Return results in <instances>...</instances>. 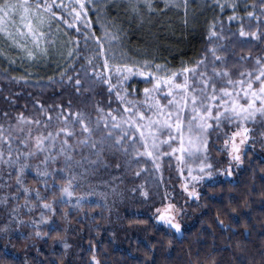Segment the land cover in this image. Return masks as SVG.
I'll list each match as a JSON object with an SVG mask.
<instances>
[{
  "label": "snow or ice",
  "instance_id": "6c2138e0",
  "mask_svg": "<svg viewBox=\"0 0 264 264\" xmlns=\"http://www.w3.org/2000/svg\"><path fill=\"white\" fill-rule=\"evenodd\" d=\"M161 2L163 7L154 0H0V58L15 64L16 59L10 58L15 51L20 59L33 63L62 61L57 64L63 69L61 83L65 77L68 83L73 81L68 72L83 58L92 69L90 74L85 70L89 87L85 88L77 73L76 92L81 88L91 91L99 83L106 86L108 93V111L97 105L95 120L91 113L72 112L69 101V115L57 116L59 123L54 129L50 114L42 123L21 112L14 123L9 120L7 128L0 124V172L7 176V179L0 176L3 180L0 187L15 188L10 196L5 194L0 199V205L7 209L10 200L16 202L10 212L17 225L23 223L15 215L21 207L29 212L42 209L39 220L31 221L37 229L35 237L50 238L53 246L60 244L65 252L71 247L65 239L67 228L61 232L54 226L42 232L40 225H54L57 205H70L76 195V182L90 168L95 171L98 165L108 167L105 162L108 155L116 158V169L121 168L119 156L123 155L128 158L129 168L133 162L139 165L143 160L151 161L157 171L162 158L172 157L179 172L187 170L186 179L199 183L205 176L213 175L209 150L214 134L217 140L222 138L217 151L226 153L230 164L234 161L237 166L242 163L244 146L254 139L255 129L249 125L259 124L260 136L264 138V54L253 58L249 49L247 55L229 60V55H236L237 47L243 50L250 41L264 42V25L259 23L264 20V0H252L251 4L213 0L221 12L231 9L227 19L230 23L238 21L239 27L226 35L222 25L217 31V21L213 20L207 37L210 46L200 57L181 61L178 69L169 67L167 62L156 63L146 50L139 56L130 54L124 40L127 32L121 9L124 16L138 19L141 25L146 15L162 16L171 9L182 10L187 26L189 6L195 0ZM241 7L244 15L239 14ZM110 10H116V14L110 15ZM252 20L258 22L255 30ZM134 78L146 85L142 91L130 83ZM113 94L115 108H112ZM44 112L41 105L40 115ZM3 115L9 116L8 112ZM80 168L84 171L78 172ZM143 171L146 168L134 175L139 177ZM28 172L35 174L37 185H44V193L38 186L26 184ZM227 175H232L230 168ZM182 188L189 198H199L194 185L191 191L187 183ZM21 193L23 204L19 203ZM141 194L147 198L146 192ZM82 199L77 197L71 206L80 209ZM180 211L175 204L162 200L161 206L155 208L154 218L158 224L180 233L177 219ZM69 216L65 210L61 218L70 224ZM217 220L223 226L224 221L219 217ZM136 223L147 225L148 221ZM90 264H100L95 245ZM186 264L219 262L211 253L189 251ZM250 264H264V249L260 250V260L253 258Z\"/></svg>",
  "mask_w": 264,
  "mask_h": 264
},
{
  "label": "trees",
  "instance_id": "16d2710c",
  "mask_svg": "<svg viewBox=\"0 0 264 264\" xmlns=\"http://www.w3.org/2000/svg\"><path fill=\"white\" fill-rule=\"evenodd\" d=\"M154 2L159 7H163L161 0H154ZM240 3L251 4L252 0H240ZM119 11L127 32L124 40L129 53L139 56L146 50L149 58L155 57L156 63L167 62L173 69H178L181 61L200 57L210 46L207 37L209 25L213 20L217 21V31L222 25L226 35H231V32L239 27L238 21L230 23L227 19L232 14L231 9L221 12L213 5V0H195L194 4H190L187 26L184 24L182 10L171 9L162 16L148 17L146 15V22L142 25L138 19L130 20L124 16L122 9ZM256 11L259 13V9ZM115 14L116 10H110V15ZM239 14L244 15L242 7ZM257 23L256 20L251 21L253 30ZM259 23L264 25V20ZM64 39L67 40L68 37ZM81 48H83L82 41ZM249 49L253 58L264 54V42L250 41L249 44L244 45L243 50L237 47L236 55H229V60L234 61L239 56L247 55ZM229 51L231 53V49ZM10 58H15L16 63L9 64L0 58V124H3L5 128L8 127L9 120L14 123L16 115L23 112L25 116L40 119L42 123L50 114L54 129L59 123L57 116L69 115L67 111L69 101H71L72 112L79 110L91 113L93 120H95L97 105L104 108L105 112L108 111L109 97L106 86L97 83L91 91L81 88L79 93L76 92L77 73L84 82L85 88L89 87L85 70L90 74L92 69L86 65L83 58L76 61L74 68L68 72V75L74 77L71 83L67 82V77L61 83L60 72L63 69L57 67V64L62 61L33 63L20 59L15 51L11 53ZM82 65H84L83 68ZM138 81L139 78H134L130 83L142 91L146 85ZM112 100V108H115L114 94ZM41 105L44 106V115H40ZM58 105L61 107H57ZM5 112L9 114L7 118L3 115ZM77 128H79L78 125ZM252 128L255 129L252 133L254 139L248 143L249 147L242 156V163L235 169H231V176H228V171H225V178L220 176L215 182L202 184V189L198 191V199L179 197L186 200L185 205L181 202L178 205V209L182 207L181 233L158 224L155 218L137 215L138 213L118 214L128 223L127 228L138 224L146 229L144 241H137L129 247H119L110 235L98 233V226L109 224L108 221L111 219L112 222L113 216L120 219L117 213H109L107 208L102 209L99 204V199L104 201V204L105 201L110 204L108 199L105 200L99 195L100 193L106 195L113 187H117L116 177L110 169L116 164V158L108 155L105 161L108 167L101 171L100 166H96L97 177L88 172L90 174L76 182L78 185L76 195L78 192L82 193L86 187L94 188L97 197H94L95 201L90 204V213L83 210L75 212L74 207L71 206L74 205L73 202L70 205H64L61 211H58L61 205H57V215L53 218L55 223L51 224L50 228L56 226L61 232L67 228L65 239L71 247L66 252L60 244L53 246L50 238H37L34 233L33 236H29L32 230L25 227L28 223L20 226L23 231L22 236H17L16 240H11L13 242L11 246H7L4 242L5 237L18 230L17 223L11 219L10 212L16 202L10 200L7 209L0 205V264H65L68 260L66 257L70 256L72 257L67 264H90L93 245L96 247V257L100 264H186L189 251H199L201 254L211 253L219 264H250L253 258L259 261L260 250L264 249V138L260 136L259 124L253 125ZM214 140L210 142V154L213 156L218 149L214 143H219ZM6 147L5 145L4 148ZM13 147H16L15 143ZM32 163L35 164L37 161ZM213 169L215 174L216 166H213ZM77 171L83 172L82 168ZM156 172L152 175L154 177L150 176L153 182L145 189V192L151 191L156 194L158 190L161 193L166 191L164 184L162 185L156 178L161 175ZM34 175L33 172L27 173L26 184L30 187L38 186L44 193L46 191L44 185L42 183L37 185ZM0 176L7 179L3 172H0ZM48 179L51 181V177ZM127 179L128 177L122 181L128 182ZM132 180L137 184L136 178ZM2 183L3 180H0V184ZM14 190V187L11 190L0 187V199L5 194L10 196L11 191ZM32 197L34 199V193ZM154 197L151 196V199L146 200L147 207H150V204H147L148 201L152 200L156 203L157 199H153ZM19 203L23 204L22 193ZM136 205L142 204L137 202ZM65 210L70 213V224L65 223L61 218ZM41 211L42 209L35 208L29 212L28 208L21 207L15 215L18 219L31 223L32 220H39L38 214ZM147 212L145 210L144 214L146 215ZM217 217L224 221L223 226L219 224ZM138 220H146L148 224L136 223ZM69 234H73L75 238L69 239ZM21 239H25V242ZM64 258L67 260L64 261Z\"/></svg>",
  "mask_w": 264,
  "mask_h": 264
},
{
  "label": "rangeland",
  "instance_id": "374dc122",
  "mask_svg": "<svg viewBox=\"0 0 264 264\" xmlns=\"http://www.w3.org/2000/svg\"><path fill=\"white\" fill-rule=\"evenodd\" d=\"M92 19H95V16H92ZM146 18L144 17V22L146 21ZM253 125H249V127H252ZM215 137V138H214ZM217 140L216 139V135L214 134L211 137V140ZM214 140V141H215ZM219 143H214L215 147H217L218 149L222 146V140H217ZM248 144H246L243 148L242 151V156L243 154L247 151L248 149ZM209 157L210 160L209 162L212 163L213 166H216L217 171H215V174L213 173L211 178H208L207 176H205V178L200 181L199 183H195L190 181V179H186L188 177V173L187 170L185 169V171L183 173L179 172L177 170V166H176V160L172 157H164L162 158V160L160 161L161 167L160 170L157 171L155 169V167L153 166V164L151 163V161H141L139 165H137L135 162L132 163L131 167L129 168L127 166V157L120 155L119 156V161L121 163V168L120 169H116L115 165H113L110 169L111 171L114 173L115 178V182H116V186L117 187H113V189L110 191V193L108 194H102L100 193L99 196H102L103 198H105V200L108 199L109 202H111L110 204H108L105 201H102L101 199H99V204L100 207L103 208H107L109 213H138L137 215L142 214L143 216H148L149 218H154V212H155V208L161 206V202L162 200L164 201V203H168L171 202L173 204L176 205L177 208H179V202L183 203L185 205L186 200L185 199H180L179 197L182 198H188V199H194L195 197L189 198L187 196V193L183 190L182 185L187 183L189 185V191L192 190V187L194 185L195 190L198 192L199 190L202 189L201 185L202 184H207V183H212L217 181L216 179L219 178L220 176H222L223 178H225V171H228L229 168L230 169H235L237 167V165L235 164V162H231L229 161V157L227 156L226 153H220L217 151L216 154H210V150H209ZM215 163V164H214ZM218 165V166H217ZM87 166V165H86ZM85 166V167H86ZM100 166V170H104L105 167L102 165ZM90 168V166H87ZM141 168H146V171H143L141 173V175L139 177H136L134 175V172L137 170H140ZM82 171H84V169L82 168ZM157 171V172H156ZM90 173H92L94 175V177L96 176L95 171H92L91 168L88 171ZM157 173L161 176H156V178L159 179V182L164 186H165V192L161 193L160 190H158L156 192V194H153L151 191H147L146 193L147 198L141 194V192H145V189L150 187V185L153 182V179L150 177L152 175H154V173ZM212 172H214V169L212 168ZM218 172V173H217ZM221 172H223L224 174L222 175ZM87 173L86 175L90 174ZM126 177H128L127 180H129L128 182H123L122 180ZM136 178L137 179V184L134 183V181L132 180V178ZM154 177V176H152ZM94 178H92L93 180ZM176 188V190H175ZM160 192V194H159ZM89 193H93L92 195H89ZM151 196H155L153 199H157L156 203L151 201H148L147 204H150V207H147L146 205V200L148 198L151 199ZM165 196L166 199L164 198ZM77 197H83V199L81 200V208L77 209L74 208L75 212H80L81 210L89 212L90 213V204L92 202L95 201L94 197H97L95 195V191L93 186L90 187H86L84 188L83 192H78L77 195H75L71 202H73L74 204L76 203V198ZM100 198V197H98ZM65 199H67V197H65ZM149 199V200H150ZM137 202H141L142 205H136ZM108 204V205H107ZM154 206V207H153ZM181 207V206H180ZM64 208V205H61V207L59 208L58 211H61ZM182 208V207H181ZM180 208V210H181ZM145 210H147L148 212L146 213V215L144 214ZM182 212V210H181ZM181 212L179 214V216L177 217L178 222L181 224ZM107 213V214H109ZM40 214H38V216H40ZM117 216V215H116ZM118 216L120 217V219H116L115 216H113V221L111 222V219H109V224L107 225H100L98 226V233H103L106 235H110L113 240L115 241L117 246H126L129 247L131 246V244L136 243L137 241H144L146 239V229L141 227L140 225L136 224L135 226L131 227V228H127L128 224L127 222H125L123 220V217L120 216L118 214ZM20 220V219H19ZM23 221V220H21ZM28 223L27 226H25L26 228H29L32 230V233L29 234V236H33V233H35V231L37 230L36 227L34 225H32L29 222H24L20 225H17L18 230H16V232L14 234H10L9 236L5 237V244L7 246H11V244L13 243L11 240H16V237H21L23 231L20 228V226H22L23 224ZM66 223V222H65ZM59 224V223H58ZM51 224L49 225H40V229L42 232L43 231H48L50 229ZM129 227V226H128ZM96 233V232H95ZM181 233V232H180ZM93 234V233H92ZM96 235V234H93ZM75 238L73 236V234H69V239H73ZM21 241L25 242V239H21ZM16 243V242H14ZM70 257H66L68 260L71 258ZM66 258H64V261L67 260ZM67 260V261H68ZM91 260V259H90ZM69 263V262H67Z\"/></svg>",
  "mask_w": 264,
  "mask_h": 264
}]
</instances>
